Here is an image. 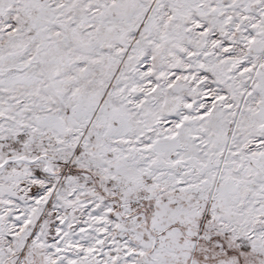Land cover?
Here are the masks:
<instances>
[{
  "label": "snow or ice",
  "instance_id": "snow-or-ice-1",
  "mask_svg": "<svg viewBox=\"0 0 264 264\" xmlns=\"http://www.w3.org/2000/svg\"><path fill=\"white\" fill-rule=\"evenodd\" d=\"M0 264H264V0H0Z\"/></svg>",
  "mask_w": 264,
  "mask_h": 264
}]
</instances>
